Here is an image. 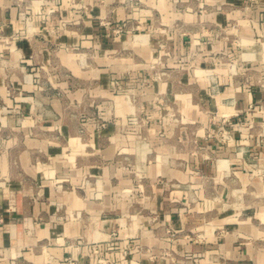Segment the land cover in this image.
Returning <instances> with one entry per match:
<instances>
[{
  "label": "crops",
  "instance_id": "1",
  "mask_svg": "<svg viewBox=\"0 0 264 264\" xmlns=\"http://www.w3.org/2000/svg\"><path fill=\"white\" fill-rule=\"evenodd\" d=\"M160 59L132 105L149 142L119 126L88 137L62 111ZM107 104L117 125L136 120ZM189 259L264 264V0H0V264Z\"/></svg>",
  "mask_w": 264,
  "mask_h": 264
},
{
  "label": "rangeland",
  "instance_id": "2",
  "mask_svg": "<svg viewBox=\"0 0 264 264\" xmlns=\"http://www.w3.org/2000/svg\"><path fill=\"white\" fill-rule=\"evenodd\" d=\"M159 46L161 49H164L166 47V44L160 43ZM162 61L163 59H160L159 63L156 62L150 63L149 66L151 68V71H153L152 76L140 74V76L137 77L135 81H133L131 76H128L130 74L125 75L123 78L111 74L108 80V89L110 91L108 96L104 97L96 92L91 94L87 93L85 95V99L90 100L91 102L90 107L72 109L70 107L65 106L62 108V111L70 112L72 110H75L77 117L80 118V123L77 125L78 131L80 133L87 134L88 137L90 136L91 133L100 134L108 129L119 126L120 130H123L125 132L131 131L133 128L135 132L139 133L141 141L149 142V138H150L149 131L153 125L151 124L149 119H144L143 115H141L140 113L145 111L146 106L135 107L133 109L132 105L133 104L137 105L138 103L141 104L144 97H146L147 95L149 96L154 94L152 92L151 93L147 92L145 90L146 88L145 86H149L152 83L163 79L164 75L162 72H164V69H157V67L162 66ZM145 63L146 62L143 60L140 61V65H143ZM133 82L135 83L136 87H139L138 91L132 87ZM77 83L78 82L76 81L75 84ZM116 96L122 97L123 100L126 101L131 106L130 115L137 116L135 121L130 120L128 122H122V123L120 122L117 125V115H116L117 108L115 106H110L109 104H107V106H103V102L114 101V98ZM59 99H61V101L68 100V98L66 97L65 93L61 88L59 89ZM156 100L160 101L163 108L166 107L165 101H167L168 98L167 95H165V93L160 92ZM5 111L9 114L16 116L17 118L23 116L22 110L18 107H5ZM105 112H107L108 115H110L111 117V118L109 117L110 119L105 116ZM171 112L170 113L172 114V116L175 117L174 108H171ZM19 125L20 124H16L15 126L18 127ZM171 125L174 127L175 130H179V128L185 124L181 125L179 121L174 119L172 123L160 122L159 124L156 125V128L159 129L158 131L160 132V134H164V129ZM219 134L220 135L227 134V130L224 126L220 129ZM87 141L88 139L85 142ZM117 158H119L120 160L124 158L125 163H130V155L125 151H119V153L117 154ZM174 237H175V233L171 232L169 238L173 240ZM210 260H212V258ZM189 263L193 264L192 259H189ZM240 264H244V263L241 262ZM245 264H254V263L246 262Z\"/></svg>",
  "mask_w": 264,
  "mask_h": 264
},
{
  "label": "built area",
  "instance_id": "3",
  "mask_svg": "<svg viewBox=\"0 0 264 264\" xmlns=\"http://www.w3.org/2000/svg\"><path fill=\"white\" fill-rule=\"evenodd\" d=\"M223 139H226L227 138V134L226 135H221ZM117 235V231H114L113 232V236ZM93 251L94 252H98V247L96 245H93ZM125 261H128V258L125 257ZM70 263L71 264H75V262L73 260H70ZM106 261H100L99 264H105Z\"/></svg>",
  "mask_w": 264,
  "mask_h": 264
}]
</instances>
